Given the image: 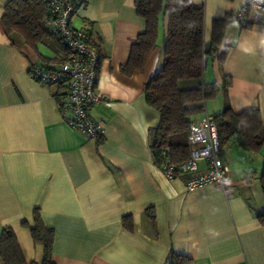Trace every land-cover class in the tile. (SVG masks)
<instances>
[{
  "label": "crops",
  "instance_id": "obj_1",
  "mask_svg": "<svg viewBox=\"0 0 264 264\" xmlns=\"http://www.w3.org/2000/svg\"><path fill=\"white\" fill-rule=\"evenodd\" d=\"M245 1L193 0L204 8L205 50L213 20ZM7 2L0 0V18ZM252 18L227 25L218 54L229 49L221 65L208 57L201 78L178 81L180 89L217 83V94L205 102L207 115L227 104L234 112L258 108L264 119V13ZM70 23L91 34L100 58L101 99L90 110L105 129L99 141L65 124L63 86L39 84L28 74L30 65L55 67L65 50L40 45L51 52L39 46L51 58L44 61L0 29V229L14 230L26 263L42 257L30 234L37 209L54 231V264H163L171 253L185 255L188 264H264V225L255 216L264 211L258 179L264 146L257 153L236 144L226 149V192L216 183L188 190L183 178H166L147 140L160 117L143 94L161 53L163 27L143 69L126 75L120 69L144 29L133 0H84ZM252 170L254 178L246 179Z\"/></svg>",
  "mask_w": 264,
  "mask_h": 264
},
{
  "label": "trees",
  "instance_id": "obj_2",
  "mask_svg": "<svg viewBox=\"0 0 264 264\" xmlns=\"http://www.w3.org/2000/svg\"><path fill=\"white\" fill-rule=\"evenodd\" d=\"M133 2L136 14L144 21V29L131 45L128 61L120 70L126 75L142 70L147 58L158 46L159 32L163 27L161 53L153 73L143 87L146 103L160 117L156 126L148 128L147 140L159 168L162 169L165 158H169L170 163L176 166L189 156L187 136L190 122L205 112L206 100L214 97L219 90L216 82H204L196 88L180 89L178 81L201 78L208 57H215L219 65L223 63L229 47L225 46L220 54L218 50L227 25L235 20L233 13L214 19L210 47L205 50L202 6H196L193 0ZM48 14L45 0H8L0 18V29L11 40L21 38L27 47L46 61L51 58L39 53L40 45L53 44L56 50L63 49L66 52L59 38L46 25ZM99 64L100 58L98 69ZM228 83L226 81L224 86ZM208 117L216 127L220 150L236 144L245 152L257 153L264 146V119L258 108L234 112L226 104L222 110ZM252 178L254 170L246 177ZM258 179L264 193V160ZM255 216L264 225V211L256 210ZM125 224L131 227L129 221H125ZM30 234L33 243L42 248L41 259L26 263L14 230L5 227L0 229V264H54L51 260L54 231L43 224L37 209L33 211ZM189 261L185 255L171 253L163 264H188Z\"/></svg>",
  "mask_w": 264,
  "mask_h": 264
},
{
  "label": "built area",
  "instance_id": "obj_3",
  "mask_svg": "<svg viewBox=\"0 0 264 264\" xmlns=\"http://www.w3.org/2000/svg\"><path fill=\"white\" fill-rule=\"evenodd\" d=\"M45 1L49 10L46 25L59 38L67 53L55 67L30 65L28 74L39 84L63 86L66 98L60 104V112L65 124L73 131L99 140L105 129L90 114L101 99L96 92L99 55L91 34L84 29L73 28L70 23L84 0ZM258 13H264V0H246L232 17L236 23H242L251 16L257 21ZM187 145L189 156L182 163L175 166L165 158L161 170L166 178H183L188 190L216 183L226 192L229 168L221 157L216 127L205 112L190 122ZM201 163L203 167H200Z\"/></svg>",
  "mask_w": 264,
  "mask_h": 264
},
{
  "label": "rangeland",
  "instance_id": "obj_4",
  "mask_svg": "<svg viewBox=\"0 0 264 264\" xmlns=\"http://www.w3.org/2000/svg\"><path fill=\"white\" fill-rule=\"evenodd\" d=\"M40 51L41 52H43L44 54H47V55H49L51 52H50V50L47 48V47H45V46H40ZM207 109H208V112H210L211 111V107L209 106V105H207ZM211 113V112H210ZM223 152L221 153V156L223 155L224 156V154H225V151H226V149H224V150H222ZM262 161V160H261ZM228 163V162H227Z\"/></svg>",
  "mask_w": 264,
  "mask_h": 264
}]
</instances>
